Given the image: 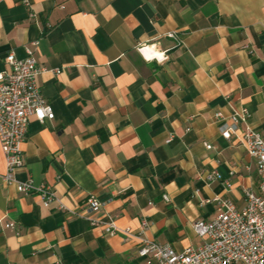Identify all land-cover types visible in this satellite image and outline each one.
I'll return each mask as SVG.
<instances>
[{
	"label": "crops",
	"instance_id": "0c3cea01",
	"mask_svg": "<svg viewBox=\"0 0 264 264\" xmlns=\"http://www.w3.org/2000/svg\"><path fill=\"white\" fill-rule=\"evenodd\" d=\"M26 49L55 116L30 118L15 177L80 215L6 185L0 143V264H142L134 243L90 226V196L104 222L146 220L144 236L184 252L214 199L242 209L257 191L256 161L215 114L246 112L264 132V0H0V73Z\"/></svg>",
	"mask_w": 264,
	"mask_h": 264
},
{
	"label": "built area",
	"instance_id": "2783aa9c",
	"mask_svg": "<svg viewBox=\"0 0 264 264\" xmlns=\"http://www.w3.org/2000/svg\"><path fill=\"white\" fill-rule=\"evenodd\" d=\"M168 36L176 38L173 32ZM26 54L25 58L19 59L10 52L5 59L10 70L0 73V143L6 165L2 179L6 185L15 186L19 193L38 196L45 207L57 204L62 213L79 216L62 203L52 186L36 185L32 180L21 182L15 177L26 165L23 145L30 118L34 116L44 122L55 116L38 84V77L44 69L38 66L32 49H26ZM55 72L59 73L58 70ZM215 119L221 124L222 138L230 141L236 136L256 161L259 183L257 191L244 192L246 204L242 209L230 200L214 199L219 205L217 216L210 222L196 221L193 224L195 234L204 240L200 246L177 252L170 244L149 239L144 236L148 227L146 220L139 231L104 222L99 215L105 204L94 196L83 205L90 226L102 229L107 237L120 236L124 242L134 243L142 264H264V132L249 125L246 112H234L229 116L217 112ZM241 126H244L242 131ZM216 177L218 174L214 172L209 178ZM3 226L7 229L15 227L8 223Z\"/></svg>",
	"mask_w": 264,
	"mask_h": 264
},
{
	"label": "rangeland",
	"instance_id": "374dc122",
	"mask_svg": "<svg viewBox=\"0 0 264 264\" xmlns=\"http://www.w3.org/2000/svg\"><path fill=\"white\" fill-rule=\"evenodd\" d=\"M201 242H204V240L202 239V241Z\"/></svg>",
	"mask_w": 264,
	"mask_h": 264
}]
</instances>
